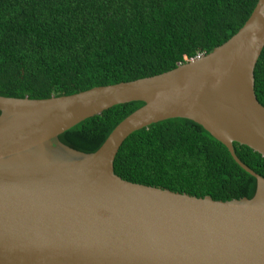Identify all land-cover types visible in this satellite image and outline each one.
<instances>
[{"label":"water","instance_id":"95a60500","mask_svg":"<svg viewBox=\"0 0 264 264\" xmlns=\"http://www.w3.org/2000/svg\"><path fill=\"white\" fill-rule=\"evenodd\" d=\"M264 0L229 40L169 71L49 98L0 95V264H264V176L234 142L264 157L255 68ZM145 104L99 149L60 134L123 103ZM202 125L256 178L251 198L216 200L115 173L135 131L169 119Z\"/></svg>","mask_w":264,"mask_h":264},{"label":"trees","instance_id":"16d2710c","mask_svg":"<svg viewBox=\"0 0 264 264\" xmlns=\"http://www.w3.org/2000/svg\"><path fill=\"white\" fill-rule=\"evenodd\" d=\"M258 0H0V95L49 98L169 71L211 52L245 24ZM264 105V49L255 68ZM143 101L115 105L60 134L93 152ZM264 176V157L234 142ZM115 173L131 182L216 200L251 198L256 178L202 125L169 118L133 132Z\"/></svg>","mask_w":264,"mask_h":264}]
</instances>
